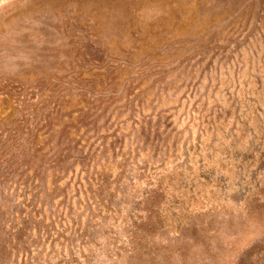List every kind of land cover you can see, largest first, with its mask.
<instances>
[{"label":"rangeland","instance_id":"rangeland-1","mask_svg":"<svg viewBox=\"0 0 264 264\" xmlns=\"http://www.w3.org/2000/svg\"><path fill=\"white\" fill-rule=\"evenodd\" d=\"M0 264H264V0H0Z\"/></svg>","mask_w":264,"mask_h":264}]
</instances>
